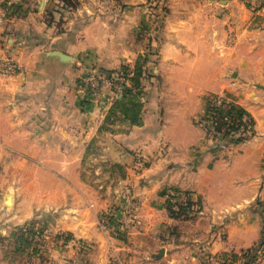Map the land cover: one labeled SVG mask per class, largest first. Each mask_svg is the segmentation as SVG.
<instances>
[{
    "label": "crops",
    "instance_id": "crops-1",
    "mask_svg": "<svg viewBox=\"0 0 264 264\" xmlns=\"http://www.w3.org/2000/svg\"><path fill=\"white\" fill-rule=\"evenodd\" d=\"M69 1L22 0L8 12L0 1V49L19 67L0 76V264H216L255 248L264 232V13L241 0ZM143 54L154 67L139 124L105 121L113 94L105 88L106 103L94 107L81 79ZM206 94L242 107L254 134L210 137L198 123ZM173 190L199 199L194 218L169 216ZM104 213L112 228L102 232ZM28 223L42 230L41 250L29 251L39 257L4 262L1 250Z\"/></svg>",
    "mask_w": 264,
    "mask_h": 264
},
{
    "label": "trees",
    "instance_id": "trees-1",
    "mask_svg": "<svg viewBox=\"0 0 264 264\" xmlns=\"http://www.w3.org/2000/svg\"><path fill=\"white\" fill-rule=\"evenodd\" d=\"M64 3L70 4L69 0H61ZM148 55L143 54L137 58L132 67L122 66L118 70L124 79L123 89L121 93L114 97L113 103L105 112L104 120L110 123L120 120H126L130 124H139L141 110L143 104L140 102L139 96L144 92L143 80L149 77L146 69L148 62ZM97 71L108 75L111 72L117 71ZM212 95L210 98L207 96L205 99V112L199 119L198 123L203 126L208 135L212 138L220 137L226 143H238L246 140L254 134L253 132V119L251 116L240 106L223 100L225 107H218L213 105ZM164 194V192H162ZM167 195L168 199L165 203V209L169 216L174 219H192L199 211V199L192 198L190 192H178L173 190V194ZM34 223H28L19 228V236L16 241H19L20 247H27L31 245V238L35 233L41 234L42 230H34ZM264 245V232L262 239L257 246L263 247ZM259 247V248H260ZM257 247L250 248L242 252V264H256L258 260ZM260 251V250H259Z\"/></svg>",
    "mask_w": 264,
    "mask_h": 264
},
{
    "label": "built area",
    "instance_id": "built-area-1",
    "mask_svg": "<svg viewBox=\"0 0 264 264\" xmlns=\"http://www.w3.org/2000/svg\"><path fill=\"white\" fill-rule=\"evenodd\" d=\"M8 12L10 9L16 10L22 0H0ZM3 16H0V23H2ZM19 67L11 60L5 58L0 49V76H14L18 72ZM124 79L122 78L120 72L114 71L108 75H104L95 69H90L81 79V88L85 94V97L90 102L92 106H97L103 108L106 103V98L104 96V89L107 88L113 96H117L121 93L123 89ZM213 105L225 107L223 100L221 98H216L213 100ZM101 224H110V218L106 216H101ZM42 234L33 235L31 238V249H39L42 243ZM59 247L64 246L67 243L66 238L61 236L57 242ZM236 262H217L216 264H235Z\"/></svg>",
    "mask_w": 264,
    "mask_h": 264
},
{
    "label": "rangeland",
    "instance_id": "rangeland-1",
    "mask_svg": "<svg viewBox=\"0 0 264 264\" xmlns=\"http://www.w3.org/2000/svg\"><path fill=\"white\" fill-rule=\"evenodd\" d=\"M210 1H212V0H210ZM241 2L243 3V5L245 6V8L251 13V14H253V15H255V16H257V18H262V17H258L259 16V14H261V13H264V0H241ZM258 14V15H257ZM253 21H254V18L252 19ZM254 23H258V21H254ZM151 61H153V63H154V59H151ZM154 67V65L151 63V62H149L148 63V65L146 64V69H147V71H149L150 72V77H151V75L153 74V72L151 71L152 70V68ZM149 81L148 83H150L151 82V78H147V79H144L143 80V82H142V84H143V86H147L148 84H147V81ZM155 83H156V81H155ZM144 95V93L142 94V95H140L139 96V98H142V97H144L143 96ZM212 95H214V94H206V95H204L203 96V99H204V104H205V99L207 98V96L210 98ZM221 98V100H227V99H225L224 97H222V96H219V95H215V97L214 98H212V103H213V100L214 99H216V98ZM112 98H114V96H112ZM229 101V100H228ZM204 111H205V106H204ZM116 125V124H115ZM210 136V135H209ZM211 137V136H210ZM106 216L107 218H110V222H111V217L108 215V214H106V213H104V214H101L100 216H99V218H98V220H97V227L102 231V232H105V231H107L108 229H110V228H112V227H110V225H112L111 223L109 224V223H106V224H101V216ZM113 218V217H112ZM117 219V218H116ZM120 218H118L117 220H113V221H115V222H119L118 220H119ZM120 222H121V220H120ZM118 232H121V231H118ZM114 234H115V231H114ZM62 236V235H61ZM60 235H57V236H55L54 238H53V243L56 245V246H58L57 244V242L59 241V238L61 237ZM63 237V236H62ZM11 238V237H10ZM10 238H9V240H10ZM13 239V246L11 247V246H9V243H7L5 240H4V242L5 243H3L4 245L7 243V245L5 246L6 247V249H2L3 250V252H2V250H1V254H2V256H3V261L4 262H27V257H25L24 255L25 254H31V252H32V249H31V247L29 246V247H22V249L20 250V249H18L19 247H20V244H19V242H17L16 241V239L15 238H12ZM1 241H3V240H1ZM0 241V242H1ZM4 247V248H5ZM257 248H259L260 246H256ZM41 248H42V246H40V248L38 249V250H41ZM28 249V250H27ZM260 250V251H259ZM29 251H31V252H29ZM261 251H262V247H260L258 250H257V252L256 253H258L259 252V254H258V257L259 258H263V256H264V254H263V252L261 253ZM7 256L6 258L7 259H5V257L4 256ZM31 255H34V254H31ZM36 258H38L39 256H36V255H34ZM240 256L242 257V252L241 253H239V254H235V253H232V252H229V253H226V254H224V255H220V256H218L217 258H211V260L209 261V262H237L239 259L238 258H240ZM207 259V258H206ZM243 262V261H242Z\"/></svg>",
    "mask_w": 264,
    "mask_h": 264
}]
</instances>
